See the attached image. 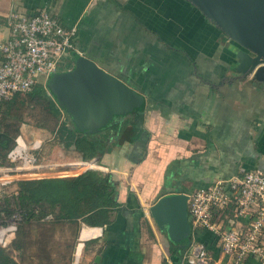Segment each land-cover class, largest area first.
<instances>
[{"label":"crops","instance_id":"1","mask_svg":"<svg viewBox=\"0 0 264 264\" xmlns=\"http://www.w3.org/2000/svg\"><path fill=\"white\" fill-rule=\"evenodd\" d=\"M41 8L75 28L77 53L144 96L140 137L97 164L113 174L120 208L109 224H80L76 258L183 264L184 251L170 255L171 240L150 207L165 193H187L240 168L264 172V81L230 78L235 45L186 0H0V41L10 35L11 12ZM36 127L23 125L20 133L31 139ZM194 233L215 264L226 263L211 231ZM243 264L264 261L248 256Z\"/></svg>","mask_w":264,"mask_h":264},{"label":"built area","instance_id":"2","mask_svg":"<svg viewBox=\"0 0 264 264\" xmlns=\"http://www.w3.org/2000/svg\"><path fill=\"white\" fill-rule=\"evenodd\" d=\"M9 20L10 35L0 41V101L15 93H28L37 83L51 97L46 87L48 76L70 68L67 57L76 52L75 28L64 26L45 8L32 15L11 12ZM50 134L40 126L31 139L18 134L7 153L8 165L0 166V173L25 175L42 167L36 152ZM0 180V187L11 182ZM186 195L190 240L183 252V264H215L206 244L195 237L197 228L215 235L220 253L226 257L225 264H243L248 256L264 261L263 171L240 168L237 174ZM16 228L13 218L0 216V246L10 245ZM79 260L74 255L72 264H78Z\"/></svg>","mask_w":264,"mask_h":264},{"label":"trees","instance_id":"3","mask_svg":"<svg viewBox=\"0 0 264 264\" xmlns=\"http://www.w3.org/2000/svg\"><path fill=\"white\" fill-rule=\"evenodd\" d=\"M36 108L39 114L34 115V125L52 130L56 143L78 152L86 161H100L106 153L122 148L124 142L137 141L142 129L141 112L135 110L116 116L95 133L78 131L43 85L37 83L28 93H15L9 99L0 101V166L8 165L7 153L14 146L21 126L32 125L26 123L23 117L26 109ZM128 115H132V119L125 118ZM36 154L38 161L45 160L41 150ZM86 168L81 166L75 173ZM8 187L12 189L7 190ZM0 192V216L3 219L13 218L17 226L10 245L0 246V264H21L9 249L22 250L26 246L22 225L35 221L75 224L78 229L82 223L104 226L111 222L113 213L121 205L117 200L118 190L113 174L92 168L72 176L18 178L1 185ZM189 240L179 243L170 241V255L183 252Z\"/></svg>","mask_w":264,"mask_h":264},{"label":"water","instance_id":"4","mask_svg":"<svg viewBox=\"0 0 264 264\" xmlns=\"http://www.w3.org/2000/svg\"><path fill=\"white\" fill-rule=\"evenodd\" d=\"M234 45L230 78L264 81V0H186ZM73 65L49 74L46 87L81 132L95 133L116 116L141 110L144 96L91 58L73 53ZM92 168V167H90ZM156 224L175 243L189 238L187 195L169 192L150 207Z\"/></svg>","mask_w":264,"mask_h":264},{"label":"rangeland","instance_id":"5","mask_svg":"<svg viewBox=\"0 0 264 264\" xmlns=\"http://www.w3.org/2000/svg\"><path fill=\"white\" fill-rule=\"evenodd\" d=\"M67 61L68 65L71 67L73 65V58L71 55L67 57ZM35 114H39L38 108H36V110L26 109L23 115L26 123L34 125V120L36 118L34 116ZM50 132V136H48V139L46 138L47 140H45L41 149V155L46 156V158H44L45 160L42 161L43 166L25 175H17V178L31 179L39 177L72 176L90 168L88 167L77 173H69L77 170L78 165L76 162L86 160L82 159L78 152L65 149L61 143H56L53 131L50 130ZM93 162L96 164L92 166V169H101L97 166V164L99 165L97 160H93ZM0 176H2L0 179H4L2 183L8 182L5 175L0 173ZM12 180L11 178L9 181ZM8 189L11 190L12 187H8L7 190ZM1 195L0 192V196ZM77 229L78 226L75 224L38 223L32 221L22 225V233L25 235L26 246L22 250L15 251L10 248L9 251L21 264H72L76 245L80 242ZM82 258L81 253L78 264H83Z\"/></svg>","mask_w":264,"mask_h":264},{"label":"bare ground","instance_id":"6","mask_svg":"<svg viewBox=\"0 0 264 264\" xmlns=\"http://www.w3.org/2000/svg\"><path fill=\"white\" fill-rule=\"evenodd\" d=\"M80 163L83 162V161H79Z\"/></svg>","mask_w":264,"mask_h":264}]
</instances>
